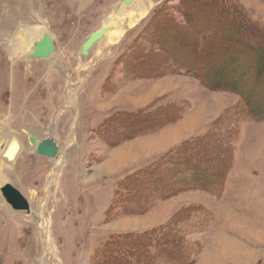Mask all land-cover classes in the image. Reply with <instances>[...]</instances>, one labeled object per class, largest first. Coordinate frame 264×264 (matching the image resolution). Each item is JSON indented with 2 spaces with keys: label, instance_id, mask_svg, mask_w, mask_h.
Instances as JSON below:
<instances>
[{
  "label": "rangeland",
  "instance_id": "obj_1",
  "mask_svg": "<svg viewBox=\"0 0 264 264\" xmlns=\"http://www.w3.org/2000/svg\"><path fill=\"white\" fill-rule=\"evenodd\" d=\"M120 1L0 0V163L4 165L5 158L12 160V166L5 170L4 184L13 185L31 209V213L13 212L0 195V264H93V256L111 237L166 225L189 204L203 205L211 213L209 206L217 209L221 198L230 204L237 220L226 223L230 232L260 249V264H264V122L242 115L235 94L208 90L195 78L175 72L153 74L172 65L164 57L148 55L157 50L154 46L148 48V20L163 6L160 9L168 20L181 26L184 21L180 10L183 4L189 6L190 0H138L117 8ZM232 1L252 20L264 25V0ZM200 7L192 19L196 28L188 41L172 37L178 39L176 43L186 41L190 53L196 50L199 37L212 32L220 40L233 34L230 18L222 20L220 9L210 4ZM220 21L222 26H217ZM98 28L107 31L88 57H81L82 43ZM15 30L20 32V49L22 32L38 41L49 34L53 54L47 60L30 59L16 51L12 63L3 42ZM137 41L139 44L130 53ZM202 53L208 54L202 61L205 65H219L224 57H219L215 49ZM141 110L153 112L155 117L163 113V118L172 117L173 121L161 127L167 121L161 119L155 132L121 138L115 147L104 143L97 131L102 124L116 115ZM114 132L122 134L126 130L115 128ZM211 132L218 134L220 142L216 141V145L231 160L221 194L189 190L155 201L145 213H109L127 177L148 168L183 142ZM161 135L166 138H156ZM30 136L38 141L52 138L59 147L60 165L37 155L35 145L28 142ZM14 141L19 148L9 158L4 152L5 144ZM162 143L171 145L148 158L145 148L157 151ZM123 150L127 151L120 152ZM214 151L215 143L207 156H214ZM115 152H120L116 161L122 158L124 162L127 155L131 159L121 168L115 165L98 175L97 168L111 160ZM192 160L189 170L194 169L192 173L196 175L203 163L200 157ZM223 161L220 158L218 164ZM207 163L208 172L220 170L219 165ZM179 168L172 166L160 180H140L134 188L158 192L170 189L177 179L190 178ZM131 206L138 208L141 204ZM222 207L221 212L233 214L229 207ZM39 212L42 218L37 217ZM212 215L206 230L193 237L203 248V240L219 225L220 218L213 212Z\"/></svg>",
  "mask_w": 264,
  "mask_h": 264
},
{
  "label": "trees",
  "instance_id": "obj_2",
  "mask_svg": "<svg viewBox=\"0 0 264 264\" xmlns=\"http://www.w3.org/2000/svg\"><path fill=\"white\" fill-rule=\"evenodd\" d=\"M189 3V6L183 4L184 7L180 10L184 21L181 26L174 25L168 20L167 14L160 9L163 6L155 10L149 18L148 29L151 33L148 36V48L154 46L157 50L149 51L151 54L148 53V55L164 57L172 65L171 68L160 69L159 72L153 74L175 72L195 78L202 87L208 90L235 94L239 97L238 109L243 113L242 115L255 122H264V25L252 20L245 10L240 9L232 0H200L194 5L190 0ZM208 4L220 9L222 20L230 18L233 34L221 37L220 40L212 32L206 34L204 38L199 37L195 41L196 50L190 53L186 41H188L190 32L196 28L192 19L198 13L197 10L201 9L200 6ZM209 11L212 10L209 9ZM222 23V21L218 22L217 26H222ZM174 36L178 39L184 37L186 41L176 43L178 39L173 40ZM216 39L218 40L214 45ZM137 44H139L138 41L130 53H133ZM139 49L143 50L142 47ZM205 49L207 52L210 49L217 50L219 57L224 56L222 62L219 65H205V62H202L208 56L202 53ZM194 55L197 58L192 57ZM133 65L136 68V63ZM163 116L164 114L161 113L160 116L155 117L153 112L145 110L122 113L106 121L97 131L107 146L115 147L122 139H131L155 132L161 119H167L161 127L173 121L172 117L163 118ZM225 119L226 116L219 119L217 125ZM143 124L147 125L142 126ZM115 128L126 130V132L116 133ZM217 135L216 132H211L187 140L176 147L173 152L149 165L148 168L127 177V180L122 185L120 184V191L116 193L109 213L116 216L145 213L151 210L155 201L165 200L172 195L189 190L221 194L225 171L231 160L224 150L216 145V141L220 142V137ZM213 143H215L216 151H214V156L208 157L207 153ZM193 157H200L203 163L197 169L196 175L192 173L194 169L189 170ZM220 158L224 161L218 164ZM206 162L219 165L220 170L208 172ZM172 166L180 167L179 169L187 172L190 178L177 179L175 185L164 191L135 190L134 185L140 180L142 182L151 178L160 180ZM173 173L175 174L176 171ZM176 175L179 177V173ZM141 191L148 192L147 196ZM147 201L148 204L145 203ZM135 203L141 206L132 207L131 205ZM212 217V212L210 213L203 205L189 204L181 208L166 225L150 231L111 237L95 253L92 258L93 264H194L203 247L193 237L206 230ZM178 227L182 230H176Z\"/></svg>",
  "mask_w": 264,
  "mask_h": 264
},
{
  "label": "crops",
  "instance_id": "obj_3",
  "mask_svg": "<svg viewBox=\"0 0 264 264\" xmlns=\"http://www.w3.org/2000/svg\"><path fill=\"white\" fill-rule=\"evenodd\" d=\"M164 137L165 135L164 136L161 135L156 138L162 139ZM151 139L154 140L155 138H151ZM158 139L154 141H157ZM148 142H150V140ZM169 145L171 144L167 145L166 143L164 145L162 143V145L159 147L157 151H154L151 147L150 148L148 147V149L144 147L146 149L144 151H148V158H149L152 155L158 154L160 151H162L165 147ZM137 146L138 145H136V147ZM131 147L133 148L134 151L136 152L138 151V149L135 146H131ZM127 150H123L120 152H125ZM120 152L117 153L115 152L116 154H112L111 160L105 162L104 164H102L97 168L99 172L98 175L102 176V174L114 168L115 165L117 166L119 165L118 168H121L124 165L122 163L124 162L126 163L128 160L131 159L130 155H127L123 158L124 162L122 158L116 161L114 158ZM218 205L219 207H217V209L212 206H209V208L213 212V214L217 215V218H220L218 222L219 225L217 224L210 233V236L206 240H203L204 248L202 249L200 256L198 257V259L194 264H260V260L262 258L260 249L249 246L247 242L242 238L238 237L237 234H233L232 232H230V226H228V224L226 223H228V221L230 220L237 222V220L234 218L235 217L234 210L230 207V204L229 206L226 205L225 201L221 198L217 206ZM221 206H223L224 209L226 207H229L233 211V214L230 211L227 212L224 211V213L221 212L222 211L220 209ZM221 219H223L224 221H222Z\"/></svg>",
  "mask_w": 264,
  "mask_h": 264
},
{
  "label": "water",
  "instance_id": "obj_4",
  "mask_svg": "<svg viewBox=\"0 0 264 264\" xmlns=\"http://www.w3.org/2000/svg\"><path fill=\"white\" fill-rule=\"evenodd\" d=\"M133 0H121L116 5L117 8L128 6ZM99 29V28H98ZM106 28H101L89 34L84 43L80 47L79 54L83 58H87L89 51L94 44L99 41L106 33ZM54 48L49 34H44L40 41L34 44L33 52L29 55L30 59H44L47 60L53 54ZM28 141L31 145L36 144V138L29 137ZM36 154L42 157L54 159L58 152V146L52 139H43L39 141L35 148ZM0 193L7 205L14 211H25L29 213V203L24 196L14 188L11 184H6L0 188Z\"/></svg>",
  "mask_w": 264,
  "mask_h": 264
},
{
  "label": "bare ground",
  "instance_id": "obj_5",
  "mask_svg": "<svg viewBox=\"0 0 264 264\" xmlns=\"http://www.w3.org/2000/svg\"><path fill=\"white\" fill-rule=\"evenodd\" d=\"M138 0H133L132 1V3H131V5H133V4H135L136 2H137ZM18 28H19V26H18ZM19 33L20 32H18V31H16L15 30V32L12 34L11 33V35H8L7 36V39L6 40H4V48H5V50L7 51V53H8V55H9V60L12 62V63H14V61H15V59H14V52H16V51H18L20 54H22L24 57H29V55L33 52V49H34V44L36 43V42H38V38L37 37H35V36H29L28 34H26L25 32H22L21 33V40H22V44H21V48L22 49H20V42L21 41H19ZM39 141L38 140H36V144H34L35 145V148H36V145H37V143H38ZM2 143V142H1ZM5 154H7V156L10 158L11 157V155H13L12 153H13V151H18V148H19V146H18V143L17 142H12V143H6L5 144ZM36 152V151H35ZM2 158H5V157H2ZM46 158V157H45ZM59 158H60V155L58 156V152H57V155H56V157L54 158V159H50V158H47V159H50V160H53V161H55L56 163H55V166H59L60 165V162H57L58 160H59ZM118 160V159H117ZM12 166V160L10 161V159H7V158H5V163H4V165H2L1 163H0V185H2V184H4V182H5V180H6V173H5V170L9 167H11ZM51 172H50V176H51ZM6 184H10V183H5L4 185H6ZM3 185V186H4ZM2 187V186H1ZM0 187V188H1ZM0 195H1V193H0ZM1 198H2V200L5 202V200H4V198L2 197V195H1ZM5 204H7L6 202H5ZM8 206V205H7ZM11 209V208H10ZM12 210V209H11ZM13 211V210H12ZM31 211V209H30V206H29V213H31L30 212ZM14 212V211H13ZM42 214H41V212H39V214L37 215V217H39V218H42V216H41ZM45 239H47L46 237H44ZM44 238H42L43 240L42 241H44V244H47V242L48 241H46V240H44Z\"/></svg>",
  "mask_w": 264,
  "mask_h": 264
}]
</instances>
